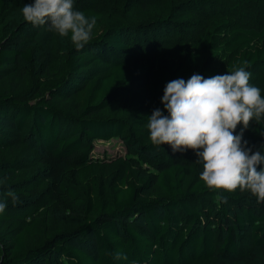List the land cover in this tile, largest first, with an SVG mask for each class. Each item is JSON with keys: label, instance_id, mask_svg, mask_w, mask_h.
I'll use <instances>...</instances> for the list:
<instances>
[{"label": "trees", "instance_id": "obj_1", "mask_svg": "<svg viewBox=\"0 0 264 264\" xmlns=\"http://www.w3.org/2000/svg\"><path fill=\"white\" fill-rule=\"evenodd\" d=\"M28 3L34 0H0V86L8 72L15 84L12 91L0 89V151L11 154L0 162V202L6 204L0 212V264H264L258 258L264 251V202L239 189L209 190L199 178L203 168L196 154L152 145L148 129L153 110L167 115L164 88L178 78L222 75L247 61L249 83L264 97V0H74V10L97 23L81 50L70 36L61 39L67 41L57 59L62 67L46 64L54 56L50 35L41 32L35 40L38 57L26 45L41 28L23 19ZM33 62L45 66L34 68L38 76H55L28 78L22 63ZM28 81L34 85L24 91ZM143 89L149 92L144 111L132 118L99 116ZM72 99L74 111L58 106ZM112 138L125 145L129 165L108 179L95 167L122 159H94L92 151L95 139ZM243 141L264 155V119L243 130ZM34 162L42 163L44 178L54 184L51 199L64 191L66 200L84 203L76 229L26 247V224L37 210L26 196L36 191L14 176ZM67 166L80 185L54 181ZM156 188L162 195L144 199Z\"/></svg>", "mask_w": 264, "mask_h": 264}, {"label": "clouds", "instance_id": "obj_2", "mask_svg": "<svg viewBox=\"0 0 264 264\" xmlns=\"http://www.w3.org/2000/svg\"><path fill=\"white\" fill-rule=\"evenodd\" d=\"M74 0H34L22 8L23 19L34 27L69 37L77 50L92 39L97 23L74 10ZM248 62L233 65L232 71L204 78L193 74L187 81L178 78L164 88V110H153L148 118L150 141L154 146L167 144L173 153L192 150L202 165L200 180L212 191L249 192L264 202V155L247 148L243 130L251 122L264 119V97L250 84ZM238 125L243 128L234 134ZM9 196L16 201L14 193ZM6 204L0 202V212Z\"/></svg>", "mask_w": 264, "mask_h": 264}, {"label": "rangeland", "instance_id": "obj_3", "mask_svg": "<svg viewBox=\"0 0 264 264\" xmlns=\"http://www.w3.org/2000/svg\"><path fill=\"white\" fill-rule=\"evenodd\" d=\"M113 17V16H112ZM131 21V20H130ZM137 22V21H132ZM32 34L26 38V45L30 46L33 49L34 56L40 54V51H37V43L35 40L38 39L39 33H45L50 35L49 42L52 44L51 51L54 56L48 60L46 59V64H52L51 62H56L57 59L59 61L58 55H62L63 50L65 51L66 43L61 44V39L64 37H60L58 34L47 32L43 28L38 30H33ZM58 52V53H57ZM55 64L56 67L61 65V62ZM24 70L28 76V78L36 79L40 78L42 81H46L50 79V77H54L47 75L46 73L40 74L38 76V71L35 70V67H45L41 66L39 62H33L32 64L22 63ZM62 67V65H61ZM7 76L1 82L0 89H4L6 91H12L14 84L13 78H9L10 72L6 74ZM33 81H28V85H25V90L32 87L34 84ZM46 83V82H43ZM39 85V84H36ZM33 89V88H32ZM31 89V90H32ZM148 91L143 89L129 96L126 102H113L109 104L103 111L100 112L99 116H124L128 118H132L134 114L137 112L144 111L147 104V95ZM58 106L64 108L66 111H74L75 109V100H69L65 102L58 103ZM93 151L92 157L94 159H101L105 161H114L116 159H122L111 166L103 167L96 166L95 169L97 172L101 173V177H106L108 179L115 176H120L123 173V170L128 167L129 162H125L127 159V150L125 145L122 143L120 139L112 138L109 140L103 139H95L93 141ZM11 157V154L8 153L5 149L0 151V162L6 161ZM31 166V167H30ZM29 168L22 172L18 176H14L15 180L18 179H26L21 187L26 188L30 187L36 191L31 196H26L28 200H32L33 203L30 206L37 207L36 212L34 211L33 217L27 222L25 233V243L26 247H30L36 244L41 243L44 239L52 236L58 232H68L73 229H76L77 226L82 221V210H83V200L76 201H68L64 198V191L61 197H57V199H51L49 197V190L51 187H54V184H49L48 180L44 178V176H48L47 170L43 167L42 163L34 162L30 165ZM63 172L59 173L58 176L54 180L56 183L61 185H71L78 186L80 185L79 179L74 175L73 168L70 166L63 167ZM17 175V174H15ZM33 176L35 181L28 180L29 177ZM30 181V182H29ZM51 185V186H50ZM59 193H62L61 189H58ZM26 195V194H25ZM162 195V192L156 188L149 192L147 198L158 197ZM46 200V201H43ZM44 202L42 208L39 207L40 203ZM16 222L12 223V226L15 225ZM258 258L264 261V251L258 254ZM219 259H211L207 261H197L194 264H218ZM240 264H249L248 262H241Z\"/></svg>", "mask_w": 264, "mask_h": 264}]
</instances>
